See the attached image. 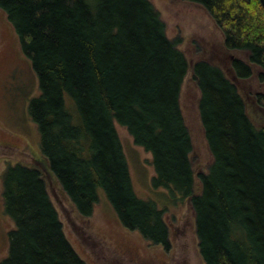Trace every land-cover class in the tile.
Wrapping results in <instances>:
<instances>
[{
  "label": "trees",
  "instance_id": "trees-1",
  "mask_svg": "<svg viewBox=\"0 0 264 264\" xmlns=\"http://www.w3.org/2000/svg\"><path fill=\"white\" fill-rule=\"evenodd\" d=\"M223 28L227 50L264 69L261 0H189ZM39 79L29 114L44 161L89 216L103 190L123 224L169 246L164 210L140 198L115 121L152 154L154 187L189 198L205 264H264V127L256 126L238 80L250 62L193 64L199 112L213 156L196 192L192 137L181 102L189 60L151 0H0ZM264 108V93L255 101ZM5 211L15 222L0 264H86L65 235L42 171L10 164Z\"/></svg>",
  "mask_w": 264,
  "mask_h": 264
},
{
  "label": "rangeland",
  "instance_id": "rangeland-1",
  "mask_svg": "<svg viewBox=\"0 0 264 264\" xmlns=\"http://www.w3.org/2000/svg\"><path fill=\"white\" fill-rule=\"evenodd\" d=\"M151 1L160 11L169 37L178 41L189 60L180 102L192 137L195 189L199 192L202 188L199 174L209 171L213 156L200 117L201 93L193 79V64L209 59L223 67L230 55L250 61L246 52L225 48L223 28L204 6L189 0ZM252 68V75L238 80V85L247 101L251 120L256 126L264 127V108L255 102L258 94L264 93V69L255 64ZM39 94V79L32 62L23 52L14 26L0 8V261L9 254V232L15 227L14 220L5 211L3 175L8 165L20 162L42 171L65 235L86 264H205L190 199L168 188L153 186L156 172L152 154L136 144L128 128L118 121L115 127L134 189L140 198L153 200L164 210L169 225V246L154 243L139 230L126 227L103 190L91 215L78 211L44 161L39 127L29 114L30 101Z\"/></svg>",
  "mask_w": 264,
  "mask_h": 264
},
{
  "label": "water",
  "instance_id": "water-1",
  "mask_svg": "<svg viewBox=\"0 0 264 264\" xmlns=\"http://www.w3.org/2000/svg\"><path fill=\"white\" fill-rule=\"evenodd\" d=\"M261 2H262V4H263V6H264V0H261Z\"/></svg>",
  "mask_w": 264,
  "mask_h": 264
}]
</instances>
